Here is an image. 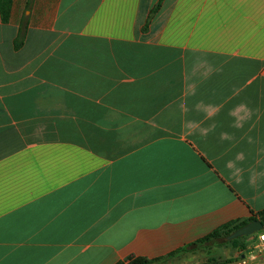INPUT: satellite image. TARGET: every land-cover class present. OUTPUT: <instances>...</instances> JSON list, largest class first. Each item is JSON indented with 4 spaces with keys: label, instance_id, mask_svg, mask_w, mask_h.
Listing matches in <instances>:
<instances>
[{
    "label": "crops",
    "instance_id": "obj_1",
    "mask_svg": "<svg viewBox=\"0 0 264 264\" xmlns=\"http://www.w3.org/2000/svg\"><path fill=\"white\" fill-rule=\"evenodd\" d=\"M263 210L264 0H0V264L156 260Z\"/></svg>",
    "mask_w": 264,
    "mask_h": 264
},
{
    "label": "trees",
    "instance_id": "obj_2",
    "mask_svg": "<svg viewBox=\"0 0 264 264\" xmlns=\"http://www.w3.org/2000/svg\"><path fill=\"white\" fill-rule=\"evenodd\" d=\"M155 11L156 9L153 11V13H155ZM257 220L264 222V210L252 215L249 218L238 219L228 222L214 230L209 235L197 240L194 243L182 247L181 249L173 252L172 254L164 258L149 260L147 258L142 257H133L130 258L127 263L122 262L119 264H157L171 260L173 258L181 257L182 255H185L187 253H194L198 250H206L207 260L203 264H231L234 259H226L223 256H215L211 254V252L214 249L223 248H233L234 250L244 251L248 246L247 239L249 237H240L232 241H227L226 238L241 227ZM262 232L264 233V230Z\"/></svg>",
    "mask_w": 264,
    "mask_h": 264
},
{
    "label": "built area",
    "instance_id": "obj_3",
    "mask_svg": "<svg viewBox=\"0 0 264 264\" xmlns=\"http://www.w3.org/2000/svg\"><path fill=\"white\" fill-rule=\"evenodd\" d=\"M256 239L231 264H264V233H257Z\"/></svg>",
    "mask_w": 264,
    "mask_h": 264
},
{
    "label": "water",
    "instance_id": "obj_4",
    "mask_svg": "<svg viewBox=\"0 0 264 264\" xmlns=\"http://www.w3.org/2000/svg\"><path fill=\"white\" fill-rule=\"evenodd\" d=\"M264 230V222L257 220L253 221L237 231H235L233 234L229 235L226 240L227 241H232L235 239H238L240 237H251L257 233H260Z\"/></svg>",
    "mask_w": 264,
    "mask_h": 264
},
{
    "label": "rangeland",
    "instance_id": "obj_5",
    "mask_svg": "<svg viewBox=\"0 0 264 264\" xmlns=\"http://www.w3.org/2000/svg\"><path fill=\"white\" fill-rule=\"evenodd\" d=\"M234 250L233 248H228L226 250H220L221 255L227 254V252ZM218 252V251H216ZM224 253V254H223ZM211 254H213V252H211ZM224 258L226 257L225 255L223 256Z\"/></svg>",
    "mask_w": 264,
    "mask_h": 264
}]
</instances>
